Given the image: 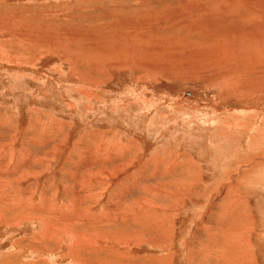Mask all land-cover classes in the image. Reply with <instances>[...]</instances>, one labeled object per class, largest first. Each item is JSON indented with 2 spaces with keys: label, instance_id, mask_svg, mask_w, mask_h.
<instances>
[{
  "label": "rangeland",
  "instance_id": "rangeland-1",
  "mask_svg": "<svg viewBox=\"0 0 264 264\" xmlns=\"http://www.w3.org/2000/svg\"><path fill=\"white\" fill-rule=\"evenodd\" d=\"M222 1L0 0V264H264V0Z\"/></svg>",
  "mask_w": 264,
  "mask_h": 264
},
{
  "label": "bare ground",
  "instance_id": "bare-ground-1",
  "mask_svg": "<svg viewBox=\"0 0 264 264\" xmlns=\"http://www.w3.org/2000/svg\"><path fill=\"white\" fill-rule=\"evenodd\" d=\"M230 2H234V4H233V7H236L237 5L235 4V2L236 1H230V0H223L222 2H221V5L219 6L221 9H225L224 11H227L231 6H232V4H230ZM238 3H239V1H238ZM241 3V2H240ZM243 4H244V2H242ZM100 4V3H99ZM126 5H127V3H126ZM191 5V4H190ZM189 5V6H190ZM95 6V5H94ZM128 6V5H127ZM253 5H251V2L250 1H248L247 2V5L246 6H244L246 9H248V10H250V12H252V11H254L255 13H257V11L256 10H258L257 8H255L254 6L252 7ZM129 7V6H128ZM98 8V7H97ZM187 8H188V5H187ZM187 8H185V10L187 11ZM237 8H238V6H237ZM126 9V8H125ZM166 11V10H165ZM258 11H260V10H258ZM223 12V11H222ZM162 13V12H161ZM219 14V13H218ZM221 14V13H220ZM253 14V13H252ZM168 15V16H167ZM167 15H163L162 16V18L164 19H161L160 21H158L157 23H160V24H164L165 23V21H166V24H168L167 22H169V26L171 27V28H175L176 26H180L181 28H184L183 27V23L182 22H179V21H181V20H179L178 19V16H176V15H172V13H168ZM184 15H186V14H184ZM217 16V15H216ZM219 16H222V15H219ZM257 16V15H256ZM182 17H183V15H182ZM226 17V16H225ZM238 17H239V15H238ZM237 18V17H236ZM239 18H241V17H239ZM186 20V19H185ZM239 20V19H238ZM187 21V20H186ZM219 23V22H218ZM238 23V22H237ZM99 24V23H98ZM148 25H149V30L151 31L152 29H155V28H157L158 27V25H156V24H154V23H152V22H148ZM192 25V24H191ZM102 26V25H101ZM228 27V26H227ZM189 29V28H188ZM220 29H221V27H220ZM230 29V28H229ZM224 31H225V29H224ZM253 31V30H252ZM190 33H192L191 31H190ZM202 33V32H201ZM189 34V33H188ZM207 33H205V35H206ZM222 34V33H221ZM251 34H253V33H251ZM251 34H249L248 32L246 33V35H251ZM202 35H204V34H202ZM213 35V34H212ZM216 35V34H215ZM214 35V36H215ZM118 36V35H117ZM253 36V38H256L255 36H254V34L252 35ZM189 37V36H188ZM68 39V38H67ZM75 39V38H74ZM215 39V38H214ZM258 38H256L255 39V41L257 40ZM69 41H73V38H69ZM258 41V40H257ZM124 42H127V41H124ZM221 45H223V44H221ZM262 61V60H261ZM262 63H260V65L258 64L257 66H256V68L255 69H257V70H261V69H264V65H261ZM263 74H264V72H263Z\"/></svg>",
  "mask_w": 264,
  "mask_h": 264
},
{
  "label": "trees",
  "instance_id": "trees-1",
  "mask_svg": "<svg viewBox=\"0 0 264 264\" xmlns=\"http://www.w3.org/2000/svg\"><path fill=\"white\" fill-rule=\"evenodd\" d=\"M176 258H177V257H176ZM176 258L174 259V263H175V264L177 263V259H176Z\"/></svg>",
  "mask_w": 264,
  "mask_h": 264
}]
</instances>
